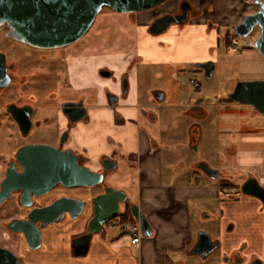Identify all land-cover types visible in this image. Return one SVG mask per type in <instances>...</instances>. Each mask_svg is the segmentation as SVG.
Instances as JSON below:
<instances>
[{
    "label": "crops",
    "instance_id": "1",
    "mask_svg": "<svg viewBox=\"0 0 264 264\" xmlns=\"http://www.w3.org/2000/svg\"><path fill=\"white\" fill-rule=\"evenodd\" d=\"M175 1L166 0L151 9V12L140 17L138 15L139 27L134 31L137 33L134 50L136 59L140 53L144 59L147 55L150 62L179 65L198 58L199 52L195 53L192 44L195 40L205 45L207 39L203 37L202 40L198 31H192V21L176 26V29L161 37H155L156 42L148 36L161 35L151 34L147 30L154 10H172ZM194 34H197L196 38ZM90 46L95 56L98 51H103L104 55L118 53L113 46L99 43ZM184 48L189 51L186 50L189 53L187 57L181 55ZM159 54L164 57H157ZM259 56L253 53L254 59L263 60ZM199 59V62L208 61L207 58ZM122 61L116 57L107 66L123 75L126 63ZM104 63V60L95 62L94 59L92 65H86V61L80 59L71 63L72 84L87 94L88 119L72 127L69 145L85 157V165L93 171H103L102 160L106 157L115 161V168L106 175V184L125 191L130 202L137 204L151 226L152 235H142L141 241L134 244L123 229L110 225L106 227L105 236L96 234L92 238L86 255L70 258L67 235L64 234L57 264H226L225 258L236 254L241 258L240 264H248L252 259H259L264 264L262 202L232 190L227 174L222 175L223 182L219 185L190 171L181 172L176 177L173 170H167L164 150L167 143L159 126V107L143 101L134 70L129 73L127 93L120 95L117 103L110 105L104 89L108 87L116 93L119 77L116 76L115 82L95 81V77L93 80L91 77V73L94 75ZM157 92L163 93L161 101L156 99ZM153 94L159 102L165 99V92L161 90ZM235 133L239 135L238 144L236 147L223 145V157L228 158V161L230 157L231 163L239 169L251 171L264 186V135H259L257 130L250 127L240 126L235 129ZM221 163L223 166L227 162L222 160ZM98 189L96 187L95 191ZM78 193L83 196L88 193V188L78 189ZM90 214L88 210L79 216L78 232L83 229ZM202 232H206L214 244L207 254L200 247L199 235ZM48 241L49 244H56L52 239Z\"/></svg>",
    "mask_w": 264,
    "mask_h": 264
},
{
    "label": "rangeland",
    "instance_id": "2",
    "mask_svg": "<svg viewBox=\"0 0 264 264\" xmlns=\"http://www.w3.org/2000/svg\"><path fill=\"white\" fill-rule=\"evenodd\" d=\"M192 1L195 6L199 7L201 0ZM201 5L204 6L200 10L203 15L200 17L201 19L193 20L190 27L193 32L198 31L202 38L205 37L207 41L203 45L194 40L192 46L195 47V53L199 52L198 58L186 60L179 65L172 62L169 64L160 61L150 62L147 55L144 59L140 53H138L140 59H136L134 50L137 43L135 34L137 35V33L135 32L139 27L137 17L151 12L153 8L131 14L117 13L105 6L97 14L87 33L80 40L72 43V47L79 48L81 46L80 48H83L95 43L113 46L118 53H106L107 55H104L103 51H98L96 56L93 55L94 61L104 60V65H108L109 61H114L116 57L118 61L123 60L122 62L126 63L123 75L125 74L127 81H129V73L134 70L139 81L143 101L151 102L160 109L159 126L164 136V142L167 143L165 147L163 146L164 143L161 146L164 147V150L166 149L165 168L167 170H173L177 177L181 175V172L192 171L193 173V171H197L195 169L197 163L205 161L213 168H223L221 174H227L226 178L229 182L234 183V186L230 187L233 190L239 188L240 179L245 176L246 170H241L233 165L230 157V161L228 158H224L222 146H237L239 135L235 133V129L239 126L250 127L257 130L259 135H264V115L255 112L248 105L229 100L227 94L237 81L264 79V58L255 47L249 45L258 36L257 28L253 29L247 39L241 40L240 51L234 53L226 45V31L230 29L227 26L242 20L244 11H252L256 5L245 3L242 0H202ZM209 21L212 24L208 25ZM174 29H176V25H171L166 32L159 36L150 34L148 36L151 41L156 42L155 37H161ZM4 30V28H0V50L9 51L7 55L9 61H12L16 54L11 49L21 50V47L16 46L13 41L5 40L2 37ZM186 50L184 48L183 54H181L184 57L189 54ZM51 52L54 55L58 53L55 49ZM253 53L260 55V59L263 60L254 59ZM159 55L157 57H164L163 54ZM199 58H207L215 63V69L210 78H206L203 71L195 67V64L200 60ZM30 65L33 63L22 60L18 70L21 78L16 75L14 83L0 91V151L7 149L12 154V151L24 142L42 140L48 144L56 137L55 121L59 101L55 92L58 88L64 90L66 86L65 79L58 74L59 72L62 74V69L64 71L65 67L62 68L58 62L48 65L41 64L43 66L37 67L32 66V68ZM116 76L119 77L116 93L121 94L120 78L122 73L118 70L114 69L111 77H102L97 70L94 75L93 72L91 73L92 80L95 77V81L115 82ZM191 79L198 87L190 82ZM158 90L165 92V99L162 102L154 99L153 93ZM196 102H200L204 107L205 117H197L187 113L188 106ZM9 103L31 104L37 119L49 118V124L43 125L40 129H33L27 139H21L12 121L5 115L4 109ZM194 123L200 124L201 137L196 147L193 148L190 145L188 129ZM256 147L261 146L257 145ZM222 160L227 162L223 166ZM197 172L201 177L203 176L202 172ZM222 182L220 177L217 182L213 183ZM75 189L86 188L75 187ZM86 211L88 209L84 213Z\"/></svg>",
    "mask_w": 264,
    "mask_h": 264
},
{
    "label": "water",
    "instance_id": "3",
    "mask_svg": "<svg viewBox=\"0 0 264 264\" xmlns=\"http://www.w3.org/2000/svg\"><path fill=\"white\" fill-rule=\"evenodd\" d=\"M164 0H0V26L6 25L9 34L16 40L40 48H56L80 40L92 26L97 14L103 7H109L117 13H135L159 5ZM258 9L250 14H245L243 19L234 26V32L247 39L255 27L260 32L254 42L250 43L264 58V1L254 0ZM185 22L183 15L167 14L154 20L149 31L154 35L165 32L173 23ZM203 69L206 78H210L215 63L206 61L195 64ZM11 83V76L7 73L5 57L0 54V88H6ZM229 99L252 107L253 110L264 115V79L237 81L233 90L228 94ZM161 101L163 94L157 95ZM114 100L109 99L113 104ZM7 112L13 115L23 134L31 127L30 106H17L10 104ZM77 115L71 116L72 121H77L85 116V108H76ZM15 161L22 166L18 172ZM7 169V175L0 185V203L8 199L13 192L21 190V202L30 205L32 196L48 193L56 185L61 184L66 188L93 187L102 185L105 173L114 169L116 163L110 158L102 161L104 171H93L81 162V158L71 149L64 151L54 149L47 145H26L18 149ZM210 177L215 171L206 164L199 165ZM245 195L259 199L264 205V187L256 178H249L241 186ZM127 201L125 191L112 186H105L102 193L91 199L93 216L88 222L87 234L77 237L73 243L79 246L88 244L93 234H104V225L116 216L120 203ZM86 202L81 199L61 197L53 204L35 209L30 213V223L43 221L51 223L54 220L62 221L66 214L77 218L84 210ZM131 213L139 220L142 235L150 237L152 229L145 214L137 205H132ZM58 215H61L58 217ZM12 224H19L13 220ZM27 238V230L19 227ZM39 238V237H38ZM37 238V239H38ZM202 252L209 253L213 248L210 236L206 232L199 235ZM0 253L9 251L0 249ZM11 255V254H10Z\"/></svg>",
    "mask_w": 264,
    "mask_h": 264
},
{
    "label": "flooded vegetation",
    "instance_id": "4",
    "mask_svg": "<svg viewBox=\"0 0 264 264\" xmlns=\"http://www.w3.org/2000/svg\"><path fill=\"white\" fill-rule=\"evenodd\" d=\"M242 1L248 4L251 3L253 5H256L254 3V0H242ZM201 4H202V0L199 2V7L195 6L192 0H176L175 7L172 10H169V11L167 10V11H162V12L158 10H154L153 12L154 17L151 19V21L147 25L148 32H150L149 27L154 20H156L157 18L161 16L167 15V14L185 16V22L171 24V25H176V26L186 25L195 19H201L200 17L203 15V13H201L200 10L204 8V6L202 7ZM257 9H258V5H256V7L252 9V11H249V12L244 11L242 13V16H244L245 14L253 13ZM239 22H236L231 26H227L230 28V29H227L226 31L227 38H229V36L233 33L236 34L234 32V26L238 24ZM209 24H212L211 21H209L208 25ZM0 28L5 29L2 35V37L5 40L13 41L16 44V46L21 47L20 48L21 50L11 49V50H14L16 54L14 60L12 61H9V56L7 55L9 51L6 52L4 50H0V54H3L5 57L7 73L11 76L10 85L14 83L16 75L20 77L18 70H19V63L22 60H25L29 63L30 62L33 63V65H30L31 68L32 66L34 67L43 66L41 64L48 65V64L55 63V62L60 63L62 68L63 66L65 68H64V71L62 69V74L61 72H59L58 74L60 76L62 75L63 76L62 78L65 79L64 82H66L64 91H61L58 88V90H56L55 92V96H57L58 101H59L58 108H57V117L55 121L56 127H57V134H56L55 139L48 144L47 142H43L42 140L24 142L23 144L17 146L14 149V151H12L13 152L12 154L8 152L7 149L0 151V185L7 175V169L10 163L12 161H15L16 152L18 151L19 148L26 146V145H39V144L47 145V146H50L54 149L61 150V151H64L66 149H71L75 154H77L81 158V162L85 165V161H86L85 157L82 154L74 151L69 145L70 132H71L72 127L76 125L77 123L81 121H86L88 119V110H87V106L85 102L87 99V94L84 91L82 92L79 91V89L75 88L74 85L72 84L71 63L73 60L80 59V60H85L86 65H92L94 54L91 53L92 51L90 49L91 46L88 45V46H84L83 48H77V47L75 48V47H72L73 44L71 43V44L61 46V47H56V48H40V47H35V46L25 44L21 41L14 39L9 34V28H7L6 25L0 26ZM255 28H257L258 31L260 32L258 27H255ZM249 45L251 46L250 43ZM22 48L25 50H23ZM53 49L58 51L56 55H54L51 52ZM197 63H201V62H197ZM44 67L46 68V66ZM196 68L201 69L199 67H196ZM201 70L203 71V69ZM97 72L102 77H111L114 73V71L109 69L107 65L99 66L97 68ZM120 79H121V94L110 91L108 87H105L104 89V93H105L108 103H109V99L110 100L115 99V102L113 104L109 103L110 105H114L115 103H117L119 96L126 94L128 91L129 83L127 81V77L125 76V74L122 75ZM190 82L194 84L195 87H198V85L192 79L190 80ZM234 86L231 88V90L228 91V94L233 90ZM6 88H0V91H3ZM160 93L163 94L162 92H157L156 97L157 95L160 96ZM228 94H227V97H228ZM10 104H15L20 107L21 106L31 107V114H30L31 127L26 134H23L21 132L19 125L17 121L15 120V118L13 117V115L7 112L6 108ZM78 107L85 108V116L80 120L72 121L70 116L67 113H70L71 116H76L78 113L76 108ZM188 107H189V110L187 111V113L189 115H196L197 117L206 116V111L204 110V108H202V104L200 102L193 103L192 105L190 104ZM4 112H5V115L9 118V120L12 121L14 127L16 128L18 136L24 140L28 138V136L31 134L33 129H40L41 127H43V125L45 126L49 124V121H50L49 118H43L42 120H38L33 106L29 103H9L6 105ZM188 133H189V138H190V145L191 147L194 148L196 147L201 137L200 124L199 123L192 124L188 129ZM106 158H110V157H106ZM200 164H206L211 170L215 171V173H212V175H216V177L215 178L210 177L208 173H206L203 169L200 168L199 166ZM15 167L18 172L22 171V166L17 161H15ZM195 169L197 171L202 172L203 176L210 182H217L218 178L220 177L222 178L220 167L213 168L205 161L197 163ZM241 170H246L245 176L239 182V188L238 189L234 188L236 191H240V192H241V186L246 180H248L249 178H255L252 175L251 171H249L248 169L243 168ZM197 171H193V173L191 171V174H199V172ZM108 172L105 173V180H106V175L108 174ZM220 184L221 183H219V185ZM228 184H229V187L234 186V183L228 182ZM98 186L100 190H97V191H95V188L97 186L85 187V188H88V193L84 194L83 196H80L78 193V189H75V187L66 188L63 185L58 184L44 195L32 196L30 200V205L28 206L23 205L21 202V190H17L13 192L12 195L8 199L0 203V249L10 252L9 255L7 253H0V264H57L58 263L57 257L61 251L64 234L67 235L66 242L68 245V250H69L68 255L70 258L72 257L76 258L79 256L86 255L89 244L92 238L96 234H93L90 242L83 246L76 245L73 243V241L77 237L87 234L88 222L93 216V206L91 203V199L97 194L102 193L104 191V187L108 185L106 184V181H104L102 185H98ZM61 197H67L70 199H81L86 202L82 213H84V211L87 209L91 211L90 217L85 221L83 225V229L80 232L77 231L78 229L77 220L82 213L77 218H71L69 214H66L62 221L54 220L51 223H47L43 221H36L34 222V224H32L29 222L30 221L29 216L33 210L47 207L53 204L55 201H57ZM132 205H137V204L131 203L129 196L127 195V201L120 203L119 210L116 216L111 219L114 221H112L110 225L117 226L120 229H122L128 223H131L133 221L139 222V220L135 219V217L131 213L130 208ZM126 210L129 212L128 219L126 220V223L123 226H121L119 224L121 217L118 215L125 212ZM60 216L61 215H58V217ZM13 220H18L19 224H12ZM110 225L105 224L104 225L105 233L104 234L97 233V235L105 236L106 227ZM19 227L26 229L30 238H27L23 231L14 230V229H18ZM49 239L54 240L56 244L54 245L49 244V241H48ZM79 251H85V254L81 255L79 254ZM47 259H49V261H47ZM225 263L226 264H240L241 258L238 254L230 258L226 257ZM248 264H261V261L259 259H252L251 261H249Z\"/></svg>",
    "mask_w": 264,
    "mask_h": 264
},
{
    "label": "built area",
    "instance_id": "5",
    "mask_svg": "<svg viewBox=\"0 0 264 264\" xmlns=\"http://www.w3.org/2000/svg\"><path fill=\"white\" fill-rule=\"evenodd\" d=\"M242 39L243 38L237 34H231L228 38V49L233 53L239 52L242 46ZM122 229L124 230L125 234L130 237L132 243L137 244L141 241L142 230L138 221L128 223Z\"/></svg>",
    "mask_w": 264,
    "mask_h": 264
},
{
    "label": "trees",
    "instance_id": "6",
    "mask_svg": "<svg viewBox=\"0 0 264 264\" xmlns=\"http://www.w3.org/2000/svg\"><path fill=\"white\" fill-rule=\"evenodd\" d=\"M226 45L228 46V38L226 37ZM129 212L126 210L125 212L119 214L118 216L121 217V220L119 221V224L123 226L126 223V220L128 219ZM114 220H110L106 223V225H110ZM79 254L83 255L85 254V251H79Z\"/></svg>",
    "mask_w": 264,
    "mask_h": 264
}]
</instances>
